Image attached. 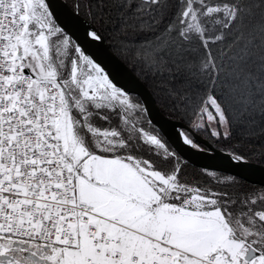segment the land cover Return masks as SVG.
I'll use <instances>...</instances> for the list:
<instances>
[{
    "label": "snow or ice",
    "instance_id": "snow-or-ice-1",
    "mask_svg": "<svg viewBox=\"0 0 264 264\" xmlns=\"http://www.w3.org/2000/svg\"><path fill=\"white\" fill-rule=\"evenodd\" d=\"M86 15L115 17L121 47L167 79L185 144L250 158L264 0H100ZM74 19L53 0H0V264H264V186L189 175ZM237 129L246 143L231 144Z\"/></svg>",
    "mask_w": 264,
    "mask_h": 264
},
{
    "label": "water",
    "instance_id": "water-1",
    "mask_svg": "<svg viewBox=\"0 0 264 264\" xmlns=\"http://www.w3.org/2000/svg\"><path fill=\"white\" fill-rule=\"evenodd\" d=\"M54 3L62 6L64 10L74 17L75 28L73 31L81 41L89 48L97 49L110 60L109 68L114 76L122 83L130 94L137 95L141 103L148 109L147 117L151 118L154 126L161 131L170 145L188 163L200 168H207L209 171L223 172L234 175L248 182L264 186V165L247 160L241 164L229 158L228 152L216 147L209 148L208 151H199L185 144L177 135L182 128H186L183 122L165 116L159 109L154 96L136 76L132 70L117 56L107 45L105 38L102 41H92L91 37L85 35V29L91 31L96 27L92 22L84 18L80 13H75L65 0H53ZM198 143L208 146V141L201 135H197Z\"/></svg>",
    "mask_w": 264,
    "mask_h": 264
},
{
    "label": "trees",
    "instance_id": "trees-1",
    "mask_svg": "<svg viewBox=\"0 0 264 264\" xmlns=\"http://www.w3.org/2000/svg\"><path fill=\"white\" fill-rule=\"evenodd\" d=\"M65 1L68 3V5L72 9L74 8L75 3L77 2V0H65ZM79 2L81 4V10L79 13L84 18H86L87 20L92 22L96 26V28L100 29V31H101L103 37L105 38V41H106L107 45L109 46V48L111 49V51L115 55H117L132 70V72L143 81V83L147 86V88L150 90V92L154 96L155 101H156L160 111L165 116H167L171 119H174V120L181 121L185 125L188 126V116L183 114V113L177 112L176 109L172 105V101L168 97V94L166 91V89L168 87L167 79L160 77V76L153 75L151 73L145 72L143 69V66L138 63V61H137L136 57L133 55V53L130 50H125L124 48L121 47L120 39L116 35V29L118 27V23H117L115 17H113V19L111 21L102 23L99 17L93 18V17H89L88 15H86L87 5L89 3L95 5L98 2H100V0H79ZM131 95L141 103V100L137 95H135V94H131ZM146 118H148V117H146ZM155 128H156V130H158V128L156 126H155ZM201 136L203 138H205L203 135H201ZM243 143H246V141H244L241 132L239 131V129H237L236 137L233 139V141H231V144H243ZM262 143H264V138H261V137H257L253 141L252 147L255 148V151L253 152V154L248 159L249 161L264 165V157L261 156V151H260V144H262ZM201 145L205 146L203 144H201ZM214 147L228 152V147L224 144H215ZM203 170H204L203 168L197 167L195 165H192V164L186 162L185 171L189 175H199ZM216 172H218V171H216ZM218 173H220L221 175H225V176L229 175V174H226L223 172H218ZM236 178L238 180H240L242 182V184H244L245 186L257 187V188L263 186V185L248 182V181L241 179L239 177H236Z\"/></svg>",
    "mask_w": 264,
    "mask_h": 264
}]
</instances>
